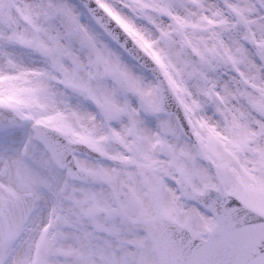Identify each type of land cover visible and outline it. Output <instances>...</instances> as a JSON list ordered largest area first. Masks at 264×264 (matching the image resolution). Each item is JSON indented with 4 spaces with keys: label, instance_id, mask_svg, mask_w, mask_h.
<instances>
[{
    "label": "snow or ice",
    "instance_id": "1",
    "mask_svg": "<svg viewBox=\"0 0 264 264\" xmlns=\"http://www.w3.org/2000/svg\"><path fill=\"white\" fill-rule=\"evenodd\" d=\"M5 45L93 121L33 264H264V0H0Z\"/></svg>",
    "mask_w": 264,
    "mask_h": 264
},
{
    "label": "rangeland",
    "instance_id": "2",
    "mask_svg": "<svg viewBox=\"0 0 264 264\" xmlns=\"http://www.w3.org/2000/svg\"><path fill=\"white\" fill-rule=\"evenodd\" d=\"M10 53L18 71L43 66L26 48L0 47V56ZM7 65L0 63V69ZM31 80V82H29ZM0 106L14 109L26 121L11 138L0 140V258L6 264H33L40 233L48 225L53 208L62 196L59 170L49 155L34 140L36 119L56 130L65 139L91 145L93 121L83 100L68 97L55 85L37 83L35 77L0 79ZM66 106L68 110L66 111ZM11 141V142H10ZM68 230H64L67 235ZM65 252L69 249L65 246ZM59 249L43 251L55 256ZM44 264H52L45 260Z\"/></svg>",
    "mask_w": 264,
    "mask_h": 264
},
{
    "label": "water",
    "instance_id": "3",
    "mask_svg": "<svg viewBox=\"0 0 264 264\" xmlns=\"http://www.w3.org/2000/svg\"><path fill=\"white\" fill-rule=\"evenodd\" d=\"M0 121H13L12 123L15 128H22L24 126V121L13 110L8 108L0 107ZM37 129H39V131H37ZM32 132L35 140L50 154L51 159L55 163L53 150L58 152L62 151L66 140L56 131L41 125H35Z\"/></svg>",
    "mask_w": 264,
    "mask_h": 264
}]
</instances>
